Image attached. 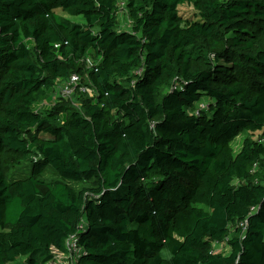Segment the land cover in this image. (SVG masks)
Instances as JSON below:
<instances>
[{
  "label": "trees",
  "instance_id": "16d2710c",
  "mask_svg": "<svg viewBox=\"0 0 264 264\" xmlns=\"http://www.w3.org/2000/svg\"><path fill=\"white\" fill-rule=\"evenodd\" d=\"M125 1L0 0V264H264V0Z\"/></svg>",
  "mask_w": 264,
  "mask_h": 264
},
{
  "label": "rangeland",
  "instance_id": "374dc122",
  "mask_svg": "<svg viewBox=\"0 0 264 264\" xmlns=\"http://www.w3.org/2000/svg\"><path fill=\"white\" fill-rule=\"evenodd\" d=\"M125 0H122V6L125 5ZM181 12L183 14V17L185 19H189V18H193L194 15L196 14L195 10L193 7H191L190 5H184L182 8H181ZM66 17H68L69 19H72L73 21H80L82 20L81 18H75V17H69L67 15H65ZM119 20H120V31L121 30H126V31H132V23L130 22L128 16H127V12L126 10L122 11L121 14L119 15ZM61 86H63V84H61ZM212 101L209 100V99H204L202 101V104H204L205 106H208ZM247 137V133L245 134H242L240 135L234 142H233V148L235 150V153H239L241 148H242V145H243V141L245 140V138ZM24 170V169H22ZM26 172H19V173H16L15 176L16 178H20V177H23L24 174ZM229 248L227 247L226 244L224 245H220V246H217L215 247V251L216 252H220V253H224V254H227L229 251ZM54 253L58 259V261L60 262H68L69 263V260H64V255L61 254V253H58V251L54 250ZM63 259V260H62ZM24 261H25V258L24 257H21L19 258L16 262L12 263V264H24Z\"/></svg>",
  "mask_w": 264,
  "mask_h": 264
},
{
  "label": "built area",
  "instance_id": "2783aa9c",
  "mask_svg": "<svg viewBox=\"0 0 264 264\" xmlns=\"http://www.w3.org/2000/svg\"><path fill=\"white\" fill-rule=\"evenodd\" d=\"M80 85H81L80 77L78 75H73L67 82H65L63 84V86L60 87L59 94L62 97L72 98L74 91L78 88H80V91H82V92H89L90 94H92V92L89 89H87L86 87H83V86L79 87ZM206 108H207V106H205L204 104H202V103L199 104L197 106L195 114L197 116L200 115V112ZM68 245H69V248H70V251L72 254L74 253V254L79 255L80 250L78 248V242H77V238L75 236L70 238V240L68 241ZM72 256L73 255L70 254L69 256H66V257L69 259ZM63 258H65V256Z\"/></svg>",
  "mask_w": 264,
  "mask_h": 264
}]
</instances>
